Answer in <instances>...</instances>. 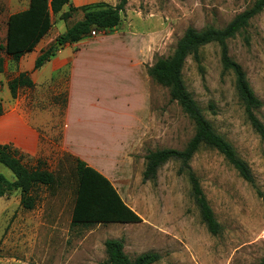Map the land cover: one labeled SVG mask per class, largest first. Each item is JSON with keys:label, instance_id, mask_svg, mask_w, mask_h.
Here are the masks:
<instances>
[{"label": "rangeland", "instance_id": "1", "mask_svg": "<svg viewBox=\"0 0 264 264\" xmlns=\"http://www.w3.org/2000/svg\"><path fill=\"white\" fill-rule=\"evenodd\" d=\"M254 1L127 0L120 24L112 35V31L107 35L109 38L116 35L126 46L135 70L141 74L147 99L139 105L140 117L134 116L145 127L128 144L130 133L125 123L131 120L133 108L138 104L128 94H117L111 102L117 108L114 116L113 110L97 101L96 89L109 78L113 80L108 70L117 74L120 89L126 86L114 69L116 66L106 62H96L94 68L86 70L92 77L80 80L69 118L81 148L97 154L101 162L109 163L115 173L110 176L112 183L123 200L137 210L142 221L72 224L74 194L69 182L55 191L42 185L37 187L33 209L21 206L20 190H15L0 197V264H105V241L109 238H123L124 250L131 258L144 252H158L162 257L154 264H256L264 259V140L251 125L239 100L234 74L223 71L217 43L202 46L199 61L193 55L187 58L183 80L215 130L248 163L256 187L240 176L217 149L200 147L190 165L222 227L219 234L213 235L201 220L190 182L180 171V161L171 160L162 165L155 181L143 179L145 157L150 151L183 149L195 133L194 122L177 101L171 100L169 90L150 77L148 68L158 58L173 52L188 27L222 28ZM28 2L0 0L1 56L6 57L8 17L25 9ZM88 2L114 6L119 0ZM73 4L76 9L70 11L68 19L62 16L69 11L68 7L53 15V26L43 39L47 48L56 43L67 27L84 17L82 6L77 7L74 1ZM94 37L107 38L100 34ZM227 43L230 56L242 66L255 94L263 101L257 116L264 123V11ZM109 46L111 51L120 45ZM31 55H26L25 67ZM6 61V70L0 74V100L5 108L11 109L15 100L8 83L18 74L19 64L8 57ZM32 69L39 75L38 82L31 88H19L16 97L22 100L24 113L40 133V146L33 155L17 149L23 153L27 166L54 171L66 152L60 126L66 112V78L49 79V65L43 69L32 66ZM80 72L83 75L85 68ZM132 88L131 94L136 91L134 79ZM113 118L117 124L106 126ZM98 130L105 134L101 133L95 141ZM0 173L15 180L13 172L1 162Z\"/></svg>", "mask_w": 264, "mask_h": 264}, {"label": "trees", "instance_id": "2", "mask_svg": "<svg viewBox=\"0 0 264 264\" xmlns=\"http://www.w3.org/2000/svg\"><path fill=\"white\" fill-rule=\"evenodd\" d=\"M126 3L127 0H119L114 6L102 3L82 6L84 17L67 27L66 31L57 38L56 43L41 52L35 61V68L42 67L66 43L89 37L93 30L111 32L120 24L121 12L124 11ZM64 7H68L69 11L63 12L62 16L63 19H68L70 11L76 9L72 0H30L27 9L11 14L7 21L4 47L6 57L19 61L24 54L33 51L52 28L53 15L59 14ZM262 11H264V0H255L250 7L237 14L222 28L208 26L199 30L188 27L177 41L173 52L167 57L158 58L148 68L150 77L169 90L171 100L177 101L194 122L195 133L183 149L150 151L145 157L143 179L155 181L162 165L171 160L180 161V171L190 182L191 195L199 209L201 220L213 235L219 234L222 227L201 187L199 177L190 165L195 153L202 145L215 148L224 155L240 176L254 187L256 183L248 163L238 155L231 142L218 133L206 118L203 109L187 89L182 72L189 56L193 55L196 61H199L200 48L210 43H217L221 49L223 71L234 74L239 100L244 106L251 125L264 140V123L257 116L263 101L255 94L242 66L230 56L227 43L228 39L245 29L250 20ZM57 43L59 46L56 45ZM6 57L0 55V73L5 70ZM34 85L29 73L26 72L8 83L13 98L17 96L19 88H31ZM3 114L4 106L0 102V116ZM23 157V153L13 144H0V162L15 176V180H10L0 173V197L20 190L21 206L25 209H33L36 202L34 193L37 187L42 185L55 191L63 183L69 182L74 194L72 224L88 226L96 223L142 221L138 213L123 200L112 181L79 157L64 152L54 171L41 166L31 168L23 162ZM105 251L107 255L105 264H154L162 257L158 252L149 251L131 258L124 250L123 238L107 239ZM256 264H264V259Z\"/></svg>", "mask_w": 264, "mask_h": 264}, {"label": "crops", "instance_id": "3", "mask_svg": "<svg viewBox=\"0 0 264 264\" xmlns=\"http://www.w3.org/2000/svg\"><path fill=\"white\" fill-rule=\"evenodd\" d=\"M72 1H74L77 7L89 3L88 0ZM29 3L30 0L25 9L28 8ZM116 28H114V30ZM112 34L113 30L111 32V35ZM109 36L110 35H106L107 38L89 36L75 42L66 43L65 45L60 47L56 51V54L42 66V69L47 65L50 66L51 71L50 75H48L49 79L58 78L60 76H65L66 78V88L68 90L66 112L63 116V123L62 125H60L64 137V151L69 152L75 157H79L80 159L84 160L88 165L94 167L112 181V178L110 176L114 175L115 173L109 168V163L101 162L97 154L88 153L86 149L81 148V145H79V139L76 136L77 132L76 130H73V124L69 118L71 107L73 104V94L76 89H79V86L81 84L80 80H85L87 79V77H92L90 73L86 72V70L94 68L96 62H106L108 64L112 63L114 66H116L114 69L118 71V75L123 77L121 80L126 84V86H124L125 88L120 89L121 87H119L116 82L117 74L114 75L111 70H108L109 74L113 77V80H110L111 78H109L101 88L96 89L95 96L97 101H101L104 104V107L108 106L109 109L113 110L114 116H116L117 108L115 106H112L111 102L114 101L117 94H128L127 96H132V101L138 104L137 107L133 108V111L131 113V120L126 121L125 123V125L129 128L128 132L130 133L128 144L135 140V138L138 137V133H141L143 127H145L143 124H140L139 120H137L134 116L136 115L137 118L140 117V114L138 115V113L141 111L139 105L143 104V101L147 99L143 84L140 81L141 74L137 70H135L136 67L132 61V55L128 53L126 46L119 40V38H116V35H113V37L111 38H109ZM43 39L38 43L33 51L28 52L32 53V55L30 56V63L27 67H25L24 61H26L25 59L28 53L24 54L19 61H13L8 57L10 61L17 62V64H19V72L15 77L19 76L23 72H26L29 73L34 84L38 82L37 77H39V75L36 71H33L32 66L35 67V61L37 57L43 50L47 49L45 42H43ZM44 41L47 42L48 40ZM112 43H118L120 46H118L117 49L113 48L111 49V51H109L107 47H110L109 45ZM103 44L105 45V47H103ZM56 45L59 46L58 44ZM104 48H106V50ZM110 54H116L117 56L114 58L110 56ZM6 64L7 61L5 62V70ZM82 68H85V72L83 73V75L80 72ZM133 79L136 86V91L135 93L131 94L133 89ZM96 87H99V84ZM13 99L15 101L12 102L11 109L5 108L3 100H0V102L4 106V114L0 116V144H13L16 148L20 149L24 153L32 155L36 154L40 146V133L38 132L36 126H34L30 122L29 115L24 113L26 112V110L24 109V106H22V100L19 97H15ZM106 123H108L105 124L106 126H115L117 124V120L113 118L112 120H108V122ZM96 132L97 133L95 141L99 139V135L101 133L105 134V132H101L100 130ZM95 149H99V146H95ZM122 152L123 149L119 153V155ZM119 155L115 160L118 159ZM130 207L137 212L134 207Z\"/></svg>", "mask_w": 264, "mask_h": 264}, {"label": "built area", "instance_id": "4", "mask_svg": "<svg viewBox=\"0 0 264 264\" xmlns=\"http://www.w3.org/2000/svg\"><path fill=\"white\" fill-rule=\"evenodd\" d=\"M108 32H109V31L104 32V31H96V30H93V31L91 32V35H90V36L94 37V36H96L97 34H100L101 36H106V35L108 34Z\"/></svg>", "mask_w": 264, "mask_h": 264}, {"label": "water", "instance_id": "5", "mask_svg": "<svg viewBox=\"0 0 264 264\" xmlns=\"http://www.w3.org/2000/svg\"><path fill=\"white\" fill-rule=\"evenodd\" d=\"M59 45V43H57Z\"/></svg>", "mask_w": 264, "mask_h": 264}]
</instances>
